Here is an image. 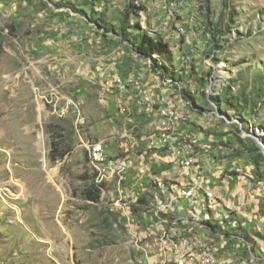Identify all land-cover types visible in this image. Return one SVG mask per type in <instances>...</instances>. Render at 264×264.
<instances>
[{
    "label": "rangeland",
    "instance_id": "374dc122",
    "mask_svg": "<svg viewBox=\"0 0 264 264\" xmlns=\"http://www.w3.org/2000/svg\"><path fill=\"white\" fill-rule=\"evenodd\" d=\"M127 2L142 9L126 25L157 32L172 50L181 77L163 81L183 102L187 155L249 188L245 212L230 211L251 216L230 218L231 263L264 264V0H0V264L163 260L162 232L144 234L142 216L130 215L140 206L119 193L124 168L101 173L88 156L101 142L115 158L101 68L117 52L141 59L120 30ZM54 142L69 150L51 161ZM92 182L95 202L83 198Z\"/></svg>",
    "mask_w": 264,
    "mask_h": 264
},
{
    "label": "crops",
    "instance_id": "0c3cea01",
    "mask_svg": "<svg viewBox=\"0 0 264 264\" xmlns=\"http://www.w3.org/2000/svg\"><path fill=\"white\" fill-rule=\"evenodd\" d=\"M107 60L110 62L99 73V90L113 122L111 137L115 143L108 157L115 156L110 158L111 164L116 165L114 171L124 168L121 176H116L118 180H123V185L118 187L119 193L125 196L128 203L140 206L141 211L137 209L130 215L142 216L145 223L142 232L156 235L162 231L171 232L166 217L174 216L177 234L170 235L174 249L171 251L169 244L165 250L159 248L163 250L162 264H177L178 254L186 252L183 244H190L196 255L200 249L210 245L212 254L218 260L216 264H232L230 218L250 219L251 216H230V211L236 214L245 212L243 204L249 188L241 178L230 181V175H224L218 179L216 176L220 172L212 171L202 161L200 153H193L201 161L199 165H193V155H187L186 138L190 135L185 133L184 128L181 129L180 119L163 146L165 130L159 129L158 122L153 121L158 118V112L167 113L168 107L180 115L183 102L158 72H152L141 61L143 59L117 52ZM192 138L197 139L196 135H191ZM201 165L205 170L197 174ZM167 179L176 181L174 187ZM191 182L193 194L182 196L183 185ZM208 187L213 188V195L203 191ZM179 224L183 225L182 229L176 226ZM189 260L192 264H200L197 257Z\"/></svg>",
    "mask_w": 264,
    "mask_h": 264
},
{
    "label": "trees",
    "instance_id": "16d2710c",
    "mask_svg": "<svg viewBox=\"0 0 264 264\" xmlns=\"http://www.w3.org/2000/svg\"><path fill=\"white\" fill-rule=\"evenodd\" d=\"M92 0H90L91 3ZM66 7L69 9L75 11V12H81L83 15H85V12L81 10L80 8H76L73 6V4L68 3L66 4ZM142 9L140 6H136L131 2H127L125 5V12L121 17L120 20V30H123V33L126 35H130L133 39L131 42L134 46V50L137 53V56L145 61V63L149 66L150 70L152 72H158L160 78H162L164 81L168 80L170 84L174 85L177 84V80L181 77L180 74H176V68L173 66V64L170 62L173 58L172 50L170 49V45L164 40V38L159 35L155 31L148 30L146 28H143L138 23L133 24H127L126 25V19L128 14H137L138 11ZM134 31L138 32L137 34H131L128 32ZM224 91V89H221ZM184 100L189 101L191 98L188 97L187 92L183 93ZM218 98V96H215ZM222 100V98H219ZM61 145L58 143H53L52 147L49 151V159L51 161H55L57 159H60L64 156V154L69 150L68 147H65L64 149L60 148ZM100 184L96 182H92L90 186L84 190L83 192V198L89 201H97L99 194H100Z\"/></svg>",
    "mask_w": 264,
    "mask_h": 264
},
{
    "label": "built area",
    "instance_id": "2783aa9c",
    "mask_svg": "<svg viewBox=\"0 0 264 264\" xmlns=\"http://www.w3.org/2000/svg\"><path fill=\"white\" fill-rule=\"evenodd\" d=\"M118 82H120V79L118 77ZM125 110V109H124ZM180 119V115L177 113L175 109L168 107L167 113H159L158 112V118L154 120L153 122H158L159 129L165 130V137L163 141V146L166 144L168 135L171 134L174 130V124L177 122V120ZM150 138V135H149ZM92 149H98V158H99V166L104 169V173L108 175H114V167L111 166V159L105 158L103 156V146L101 142L92 144ZM178 152H176L177 154ZM192 158L194 159V162L196 161V156L193 155ZM192 182H195V179H192ZM192 182L190 184L183 185L182 189H187V192L191 191ZM160 185V184H159ZM204 192H207L209 195H213L214 191L213 188L208 187V190H203ZM164 216V213H162ZM169 219V224L171 225V232H168V244L171 247V251H173V247L170 243V235L177 234L175 232V223H174V216L173 217H166ZM183 248H186V255H182V263L181 264H192L191 261L188 259V250H192L190 248V244H183ZM202 257L205 259V252L202 254ZM206 263H211V261L205 260ZM158 264H162V262H158Z\"/></svg>",
    "mask_w": 264,
    "mask_h": 264
},
{
    "label": "bare ground",
    "instance_id": "6f19581e",
    "mask_svg": "<svg viewBox=\"0 0 264 264\" xmlns=\"http://www.w3.org/2000/svg\"><path fill=\"white\" fill-rule=\"evenodd\" d=\"M39 137H40V142H41V145H42L43 144L42 143L43 139H42L41 134L39 135ZM88 156H89L90 161L96 164L97 170L99 172L103 173L104 169H102L99 166L98 149H92V146H91V149L89 150ZM111 166L114 167V169L116 168V165H114V164H111ZM48 174H49V178L51 179L52 178V172H48ZM45 189L49 190V192L52 193V191H51V189H50V187L48 185H45ZM192 194H193V187H191V191L190 192H187V189L181 190V195L182 196L190 197ZM165 233H166V231H162V239L159 241L160 244L163 247H167V239L165 238L166 237ZM204 252H205V259L202 257V254ZM182 255H186V252H182V253L178 254V257L176 259V263L177 264H181L182 263ZM196 257H197V259H199L200 264H205V260L211 261V263H206V264H216V263H218V260L212 254V250L210 249V245H209V247L207 246L205 248L200 249L199 252L197 253V255L194 254L193 250H188V259H193V258H196Z\"/></svg>",
    "mask_w": 264,
    "mask_h": 264
}]
</instances>
